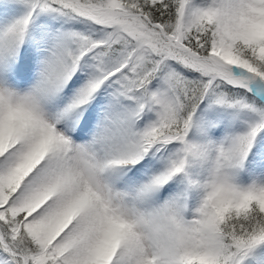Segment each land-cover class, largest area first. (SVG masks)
Segmentation results:
<instances>
[{
    "label": "rangeland",
    "instance_id": "obj_1",
    "mask_svg": "<svg viewBox=\"0 0 264 264\" xmlns=\"http://www.w3.org/2000/svg\"><path fill=\"white\" fill-rule=\"evenodd\" d=\"M147 1L162 0H0V86L28 96H12L10 105L39 124L41 109L61 116L85 81L97 82L100 96L125 108L105 99L90 103L91 113L104 106L119 124L130 114L128 131L140 135L151 155L133 172L134 187L155 178L159 167L173 188L166 197L195 182L196 167L210 159L201 214L193 221L169 217L154 261L133 253L110 225L88 233L110 248L94 241L85 259H74L65 251L64 229L41 233L37 224L46 215L22 208L26 186L37 177L31 167L9 176L5 162L15 148L4 147L0 264H110L103 255L114 258L111 264H264V0H179L176 23L168 27L142 11ZM54 62L71 76L50 78ZM45 81L59 94L50 104L41 99ZM190 103L195 106L188 115ZM185 124L183 133L177 131ZM14 140L13 146H23ZM226 176L251 185L231 187ZM203 228L212 242L206 257L193 250L200 240L196 230ZM118 245L126 246L123 254L115 251Z\"/></svg>",
    "mask_w": 264,
    "mask_h": 264
},
{
    "label": "bare ground",
    "instance_id": "obj_2",
    "mask_svg": "<svg viewBox=\"0 0 264 264\" xmlns=\"http://www.w3.org/2000/svg\"><path fill=\"white\" fill-rule=\"evenodd\" d=\"M245 24L250 26L251 21L245 20ZM50 67L53 69L50 78L59 81L65 75L71 76L56 62ZM96 83L90 79L85 81L80 86L77 101L61 116L41 109L39 124L20 113L18 107L10 105L12 96L23 100L29 99L28 96L12 94L10 89L0 86V150L15 148V157L6 159V170L9 176L17 178L29 167L33 168L32 174L37 178L28 184L33 186H26L29 190L22 200V208L46 215L37 224L41 233L49 234L55 227L64 229L65 251L70 252L74 259H85L98 240L106 249L110 248L106 241L88 236V233L95 234L102 226L110 225L120 237L124 236L123 241L130 243L133 253L154 261L159 256L161 235L167 229L169 217L183 214L193 221V216L201 214L209 189L207 177L212 171L210 159L196 167L195 182L187 181L166 197V192L173 188L164 184L159 167L155 178H147L148 182L140 188L134 187L137 176L133 172L146 165L151 155L147 148H143L140 135L128 131L125 120L130 114L121 115L125 120L119 124L104 112V106L96 116L94 111L91 113L90 103L106 99L99 95ZM39 87L44 102L50 104V101L58 99L59 94H54L50 81ZM106 101L117 108H125L114 100ZM131 120L133 123L135 117L129 118V124ZM86 128L90 133L81 135ZM13 138L22 140L23 146L21 142L13 146ZM20 152L23 154L17 157ZM84 165L90 167L91 172ZM224 179L234 188L251 185L250 179H245V182L231 176ZM4 182V177L0 176V187ZM39 191H42L41 195ZM125 215H129V219ZM140 226L146 228L145 233ZM196 234L200 240L195 241L193 250L206 257L212 251L209 231L203 228L196 230ZM125 247L118 245L115 251L123 254ZM102 258L110 264L114 260L110 255ZM124 258L122 262H125Z\"/></svg>",
    "mask_w": 264,
    "mask_h": 264
},
{
    "label": "trees",
    "instance_id": "obj_3",
    "mask_svg": "<svg viewBox=\"0 0 264 264\" xmlns=\"http://www.w3.org/2000/svg\"><path fill=\"white\" fill-rule=\"evenodd\" d=\"M142 3V2H141ZM180 6L179 0H162L160 2H146V6L142 7V11L145 12L149 17L150 20L153 23H158L161 24L165 27H168V25H174L177 20V14H178V9ZM203 31L202 33H205ZM207 33V32H206ZM205 35V34H202ZM201 36V35H200ZM199 91V90H198ZM186 102H189L187 100ZM192 103H190L188 107V115L191 114V111L193 110L194 104L191 106ZM187 124L181 126L177 131L180 133H183L184 130L186 129Z\"/></svg>",
    "mask_w": 264,
    "mask_h": 264
}]
</instances>
